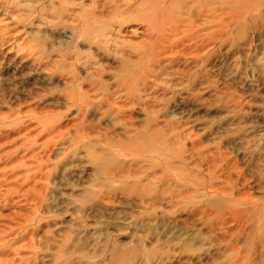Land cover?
Masks as SVG:
<instances>
[{"label":"rangeland","instance_id":"1","mask_svg":"<svg viewBox=\"0 0 264 264\" xmlns=\"http://www.w3.org/2000/svg\"><path fill=\"white\" fill-rule=\"evenodd\" d=\"M0 264H264V0H0Z\"/></svg>","mask_w":264,"mask_h":264}]
</instances>
